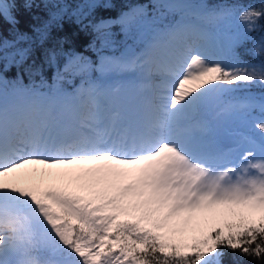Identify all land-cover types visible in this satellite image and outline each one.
Instances as JSON below:
<instances>
[{"label": "snow or ice", "instance_id": "1", "mask_svg": "<svg viewBox=\"0 0 264 264\" xmlns=\"http://www.w3.org/2000/svg\"><path fill=\"white\" fill-rule=\"evenodd\" d=\"M13 7L0 0V16L15 23ZM149 7L160 19L149 22L142 5L124 17L150 23L139 49L95 69L69 58L58 70L82 78L70 94H9L0 76V264H221L222 249L264 261V135L239 148L214 134L217 113H264V99L231 95L264 84V68L214 59L236 58L264 7ZM18 55L17 65L27 50ZM94 70L133 74L142 95L111 96ZM256 128L264 134V120Z\"/></svg>", "mask_w": 264, "mask_h": 264}, {"label": "trees", "instance_id": "2", "mask_svg": "<svg viewBox=\"0 0 264 264\" xmlns=\"http://www.w3.org/2000/svg\"><path fill=\"white\" fill-rule=\"evenodd\" d=\"M210 9H225L239 7H253L261 9L264 0H191ZM5 4L14 5L11 9L15 23L0 16V76L3 77L6 89L15 86H25L42 81L51 83L58 70L69 57L80 53L92 58L97 65L98 57L95 46L99 44V30L96 23L104 18H117L125 10L136 4H144L151 15L148 21L160 19L159 14L150 8V0H2ZM81 9V10H80ZM58 18L53 20V16ZM175 13L165 14L164 19L171 21ZM231 24L243 31V25L236 16L231 18ZM150 27L145 24L140 27L133 23L131 26L113 24L104 28L106 33L129 41L139 49L141 37L146 36ZM139 28V29H138ZM133 33L132 37L125 35ZM93 48V50H91ZM27 50V59L17 65L13 60H19L18 53ZM235 59H229L230 67L260 70L264 68V19L258 21L255 30L249 32L234 48ZM52 54H55L54 60ZM99 55V54H98ZM39 69V73H37ZM94 69V68H93ZM77 79L80 76H76ZM90 78L98 77L94 70ZM100 77V76H99ZM66 85H63V88ZM233 94L238 97L253 96L264 99V84L255 81L252 84H241L235 87ZM224 255L221 264H264L255 257H246L239 252L222 249Z\"/></svg>", "mask_w": 264, "mask_h": 264}, {"label": "rangeland", "instance_id": "3", "mask_svg": "<svg viewBox=\"0 0 264 264\" xmlns=\"http://www.w3.org/2000/svg\"><path fill=\"white\" fill-rule=\"evenodd\" d=\"M183 2L189 3L193 6L201 5L197 1L183 0ZM152 3H153V0H150V4ZM141 5L145 7L144 4H136L130 7L129 9L125 10L117 18H104V19L99 20L96 23L95 28L97 29V26L102 25V22H103V26L99 30V44L95 46V49L98 50L96 54L97 56H99L97 65H94L92 58H90L89 56L84 57L80 53L74 54L73 56L69 58L83 57L84 60H86L95 69L99 65L101 58L119 57L122 54H125L123 51L119 52L120 51L119 48L122 46V42L125 41L124 37L122 39L113 37L112 35H109V33H106L104 28H108L113 24L124 25V27H128L129 25H126L124 23V17L130 14L133 9ZM189 19H193V18L189 17ZM125 36L132 37L133 33L130 31L129 34ZM193 39H195V37H193ZM129 41L132 42L133 40L130 39ZM91 50H93V48H91ZM136 50L134 49V51ZM214 59L222 60L228 66H230L231 64L229 61V58L227 57L226 52L218 51L216 55L214 56ZM68 60L66 61V63L68 62ZM65 64L63 65V68ZM96 72H97L98 77H93V78L89 77V78L93 81H96L98 83H102L105 85L107 83L109 84L116 83V85L122 86L120 83L124 81L123 78L127 77L128 75H133L131 73H121V72H100V71H96ZM89 75H91V73ZM76 76L65 75L64 78L61 79L58 75L54 78V80L51 83L37 81V82L31 83L25 86H15V87L10 88L12 90L8 89L9 90L8 93L11 94L15 89L25 94L26 92L30 91L34 87L38 88L39 90L41 89L40 92L42 93L43 91V94L44 93L46 94L45 88H48L49 91L47 95H56L58 92H61V93L71 92L72 93L75 88L80 87L83 83L82 78L80 77L79 79H77ZM63 85H66L67 88H63ZM231 95L236 100H246L248 98H254L256 101H260L263 99V98L253 97V96L238 97L236 94H233V93ZM262 120H264V113H262L260 108L257 106L249 110L248 114L239 120L229 119L222 113H217L214 116V124H215L214 128H216L219 131L220 138L222 141L223 140L225 141L226 147L243 148L247 146L246 143H247L248 138L259 137L260 135H264L260 133L258 128H256V123H259ZM71 258L73 260L78 259L77 257L75 258L74 254L72 255Z\"/></svg>", "mask_w": 264, "mask_h": 264}, {"label": "bare ground", "instance_id": "4", "mask_svg": "<svg viewBox=\"0 0 264 264\" xmlns=\"http://www.w3.org/2000/svg\"><path fill=\"white\" fill-rule=\"evenodd\" d=\"M126 79V78H125ZM114 88L115 89H117L118 91H120L121 90V86H118V85H115L114 86ZM7 90V89H6ZM9 90H12V89H9ZM9 90H7V91H9ZM41 90V89H40ZM40 90L38 89V88H36V87H34V88H32L30 91H28V92H26L25 93V95H30V94H35V93H39V94H43V91H42V93L40 92ZM45 91H46V94L44 93V95H47V93H48V88H45ZM71 93V92H70ZM69 93V94H70ZM245 143V142H244ZM246 145H247V143H246ZM76 258V257H75Z\"/></svg>", "mask_w": 264, "mask_h": 264}, {"label": "water", "instance_id": "5", "mask_svg": "<svg viewBox=\"0 0 264 264\" xmlns=\"http://www.w3.org/2000/svg\"><path fill=\"white\" fill-rule=\"evenodd\" d=\"M134 45H131L129 42H126L122 48L124 53L134 51Z\"/></svg>", "mask_w": 264, "mask_h": 264}]
</instances>
